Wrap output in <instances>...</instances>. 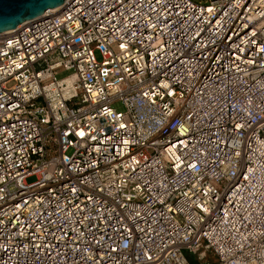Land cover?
<instances>
[{
  "label": "built area",
  "instance_id": "built-area-1",
  "mask_svg": "<svg viewBox=\"0 0 264 264\" xmlns=\"http://www.w3.org/2000/svg\"><path fill=\"white\" fill-rule=\"evenodd\" d=\"M53 10L0 32V264H264V0Z\"/></svg>",
  "mask_w": 264,
  "mask_h": 264
},
{
  "label": "water",
  "instance_id": "water-1",
  "mask_svg": "<svg viewBox=\"0 0 264 264\" xmlns=\"http://www.w3.org/2000/svg\"><path fill=\"white\" fill-rule=\"evenodd\" d=\"M65 0H0V32L15 29L20 23L37 18L61 6Z\"/></svg>",
  "mask_w": 264,
  "mask_h": 264
},
{
  "label": "rangeland",
  "instance_id": "rangeland-1",
  "mask_svg": "<svg viewBox=\"0 0 264 264\" xmlns=\"http://www.w3.org/2000/svg\"><path fill=\"white\" fill-rule=\"evenodd\" d=\"M95 55H96V59L101 60L100 59V54H99L98 51L95 52ZM71 74H72V71L60 70V71L57 72V77H59V78L66 77V76H69ZM35 180H36V177L35 176H29V177L26 178V181L28 183L34 182ZM186 256L189 257L188 254H186Z\"/></svg>",
  "mask_w": 264,
  "mask_h": 264
},
{
  "label": "bare ground",
  "instance_id": "bare-ground-1",
  "mask_svg": "<svg viewBox=\"0 0 264 264\" xmlns=\"http://www.w3.org/2000/svg\"><path fill=\"white\" fill-rule=\"evenodd\" d=\"M60 8V6L59 7H56L53 11H55V10H57V9H59Z\"/></svg>",
  "mask_w": 264,
  "mask_h": 264
}]
</instances>
